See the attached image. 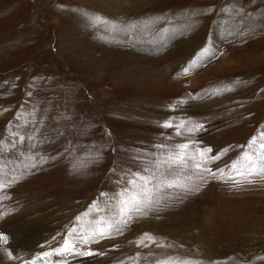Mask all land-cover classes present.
Instances as JSON below:
<instances>
[{
  "label": "rangeland",
  "instance_id": "1",
  "mask_svg": "<svg viewBox=\"0 0 264 264\" xmlns=\"http://www.w3.org/2000/svg\"><path fill=\"white\" fill-rule=\"evenodd\" d=\"M117 8L119 20L99 12ZM90 11L110 24L86 27ZM191 61V78L180 76ZM261 132L264 0H0V233L21 263L62 259L27 253L24 226L43 225L54 248L98 218L94 203L106 208L131 173L188 143L219 157L205 165L215 177H194L199 191L165 189L122 235L92 243L100 254L84 264H264V179H229H241L232 164L259 152ZM145 233L155 242L137 245Z\"/></svg>",
  "mask_w": 264,
  "mask_h": 264
},
{
  "label": "snow or ice",
  "instance_id": "2",
  "mask_svg": "<svg viewBox=\"0 0 264 264\" xmlns=\"http://www.w3.org/2000/svg\"><path fill=\"white\" fill-rule=\"evenodd\" d=\"M97 20L102 18L97 17ZM208 49L202 50L200 56L207 54ZM195 61L192 62L195 65ZM189 68H185L184 72L187 73ZM164 127H173L170 122H165ZM179 129L186 127L183 121L178 126ZM202 128V125H193L187 130L197 131ZM179 134V131H178ZM261 137H264V132H261ZM21 140L24 138L21 137ZM257 138L254 136L249 141V146L255 144ZM158 147L164 148V145ZM190 145L188 143H181L175 146L174 149L169 150L166 154L161 155L155 161H151L148 167H144L142 171L131 173L127 179L126 187L120 189L109 199L113 203L107 206L110 211L109 215H99L97 219L85 222L88 226L83 224L79 230L74 226L70 228L67 235L62 238V243L59 246L52 248L50 251L39 253V256L50 258L53 256L67 257V256H85L90 257L100 253L91 250L90 245L97 242L98 239L110 238L113 234L122 235L123 232L140 217H145L149 212L153 211L156 206L161 202L159 193L165 189H179L185 193L190 191H199L200 186L194 181H204V173L215 177V172L207 168L205 165L209 160L218 159V156L209 155L211 148H196L193 146L191 152L188 151ZM191 167L194 169L193 175H185L184 170ZM232 168L235 169L236 176L241 179H233L234 186H239L242 182L248 184L254 183L250 179L253 176H260L264 179V139L259 144V152L256 154L245 151L243 154V161L239 164L233 162ZM222 171V170H220ZM3 184H0V188ZM102 196H108L102 193ZM93 209L97 213H104L105 208L97 207L94 203ZM84 215H89L85 213ZM78 221L80 217L76 218ZM145 240L149 243H154L155 240L149 234L145 233L143 237L136 241L137 245H145ZM9 237L0 233V243L8 244ZM7 251V249H6ZM10 259H15L12 252H7ZM22 264H36V260H24ZM55 264H67L66 260L56 261ZM166 264V262H161ZM183 264H189L185 261Z\"/></svg>",
  "mask_w": 264,
  "mask_h": 264
},
{
  "label": "bare ground",
  "instance_id": "3",
  "mask_svg": "<svg viewBox=\"0 0 264 264\" xmlns=\"http://www.w3.org/2000/svg\"><path fill=\"white\" fill-rule=\"evenodd\" d=\"M103 1V0H102ZM118 1V0H117ZM106 2V1H105ZM120 2V1H119ZM118 3V2H117ZM105 4V3H104ZM103 4V5H104ZM105 7H106V5H104ZM92 10V9H91ZM98 10H100V9H98ZM98 10H95V11H97L98 12ZM87 12H89V11H87ZM91 12V11H90ZM97 12H95V14H94V12L92 11L91 13H88L87 15H85V21L83 22L85 25H86V27H90L89 25H92V26H96V27H100V26H102V30L104 29V26L106 25V24H110V23H108L106 20H105V18H102V19H100V20H97L96 18L98 17L97 16ZM100 13H102V14H105V15H107L108 17H111V18H117L119 15L117 14V13H119V9L117 8V11H115V12H113V14L112 13H107V11H105V10H101V11H99ZM85 14V13H84ZM83 14V15H84ZM100 16V15H99ZM80 17V16H79ZM119 19H121V18H117V20H119ZM142 20V19H141ZM149 21V18H147V19H143L142 21H132L130 24H127V25H129V27H137V26H145V25H147V24H145V23H147ZM140 22V23H139ZM121 23V22H120ZM89 24V25H88ZM149 25V24H148ZM128 27V28H129ZM98 29H100V28H98ZM84 30V29H83ZM85 30H88V28L86 29L85 28ZM82 35V34H81ZM79 37V36H78ZM147 45V44H146ZM146 45H144V46H146ZM168 53V52H167ZM166 55V54H165ZM171 56L172 58H176V55H177V53L176 52H169L168 53V56ZM143 56H145L144 57V59L147 57V59L145 60V63L144 64H146V65H143V66H147V64L149 63V64H151L152 66H154V62H155V60H158V59H155L154 57H153V59H152V57L150 56V55H148L147 53H144V55ZM167 56V55H166ZM151 57V58H150ZM195 58V57H194ZM200 58V57H199ZM102 60V59H101ZM135 59L133 58V59H128L127 61H128V63H130V62H133ZM140 60V59H139ZM138 60V61H139ZM192 60V59H191ZM188 61H190V60H188ZM134 62H137L136 60L134 61ZM192 62V61H191ZM127 63V64H128ZM150 65V66H151ZM193 67H194V65L192 64V63H190V68H191V70H189V72H187V73H185L183 70H179L178 72L180 73L179 75L180 76H182V75H184V74H187L188 76H189V78H191V75H192V72H193ZM144 71H147V70H144ZM147 73V74H146ZM194 73V72H193ZM146 74V75H145ZM141 75H145V78H146V76L147 77H153V78H155L156 77V73H154V72H152V71H147V72H144V73H141ZM120 76V75H119ZM174 79V78H173ZM156 80V79H155ZM172 80V79H171ZM178 81H179V79H178ZM193 90V89H192ZM12 152V151H11ZM111 203H113V202H110L109 204H111ZM108 206V205H107ZM107 206H106V211L104 212V213H101L100 215H109L110 214V211L108 210V208H107ZM103 208V207H102ZM61 214V213H60ZM82 218V217H81ZM83 219V218H82ZM97 219V218H96ZM86 220V219H85ZM87 220H89V219H87ZM91 220H93V218L91 219ZM84 222V221H83ZM87 222V221H86ZM41 223V222H40ZM78 225L79 224H75L74 226L76 227V228H78ZM81 225L82 224H80V226L79 227H81ZM86 225V224H85ZM73 226V227H74ZM83 226H84V224H83ZM72 228V227H71ZM20 229H22V228H20ZM24 229L26 230V232H25V234L22 236V237H24L23 238V240H22V242H26V241H28V243H24V244H21L25 249H26V251H27V253H28V251L29 252H31L30 250H34V249H38L39 251H37V252H35L34 254L36 255V253H39V252H47V250L48 249H50V248H52V246H49L48 248H46V246H44L45 245V243H46V241L45 240H47L46 238L44 239H41V236L43 235V231H44V228H43V225H41V224H28V225H26V226H24ZM47 229V228H46ZM70 229V228H69ZM19 232V231H18ZM20 234V233H19ZM22 234V233H21ZM45 235V234H44ZM46 235H47V233H46ZM16 236V235H15ZM20 236V235H19ZM61 237V236H60ZM13 238V237H12ZM60 239H62V238H60ZM104 239V238H103ZM15 240H17V239H15ZM41 240V243L39 242ZM60 240H58V238H57V241H54V242H52V243H54V246L53 247H57V246H59L60 245ZM39 243H40V245H39ZM62 243V242H61ZM9 244V243H8ZM11 244H13V242L12 243H10L9 245H11ZM57 244V245H56ZM9 245H3V247H0V250L2 251V248H9ZM15 245L13 244V247H14ZM20 248V247H19ZM22 248V247H21ZM44 248H46L45 250H42V249H44ZM4 249V252H6V250ZM10 249H12L14 252H17V250H19V249H15V248H12L11 246H10V248H9V250ZM28 249V250H27ZM36 249V250H37ZM11 250V251H12ZM0 251V264H22L20 261H19V258H20V256H22V255H20L19 256V258L17 257V256H14L15 257V259H10L9 258V256H8V254L6 255V254H2V252ZM8 252V251H7ZM6 252V253H7ZM24 252H25V250H24ZM98 253V252H97ZM17 254V253H16ZM15 254V255H16ZM21 254V253H20ZM25 254V253H24ZM23 254V255H24ZM30 254V253H29ZM106 254L107 253H105L104 252V256H102L101 258H98L102 263L104 262L103 260L104 259H106L107 258V256H106ZM109 254V253H108ZM17 255H19V254H17ZM75 256H67V257H62V259L61 260H66V262L67 263H74V264H77V263H82V264H84V263H87L88 261L89 262H91L87 257H83V258H80V259H77L78 258V256H76V258H74ZM82 257V256H81ZM92 258V257H91ZM110 258V257H109ZM94 260V259H93ZM97 260V259H96ZM18 262H20V263H18ZM94 262V261H93ZM109 264V263H108ZM115 264V263H114Z\"/></svg>",
  "mask_w": 264,
  "mask_h": 264
}]
</instances>
